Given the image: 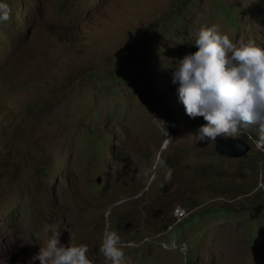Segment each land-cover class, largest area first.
Returning a JSON list of instances; mask_svg holds the SVG:
<instances>
[{
	"label": "rangeland",
	"instance_id": "obj_1",
	"mask_svg": "<svg viewBox=\"0 0 264 264\" xmlns=\"http://www.w3.org/2000/svg\"><path fill=\"white\" fill-rule=\"evenodd\" d=\"M5 2L0 264H39L54 232L111 264L106 230L124 264H264V142L227 157L225 136L198 141L171 81L201 26L264 48V0Z\"/></svg>",
	"mask_w": 264,
	"mask_h": 264
},
{
	"label": "clouds",
	"instance_id": "obj_2",
	"mask_svg": "<svg viewBox=\"0 0 264 264\" xmlns=\"http://www.w3.org/2000/svg\"><path fill=\"white\" fill-rule=\"evenodd\" d=\"M9 14V5L0 0V22L7 21ZM194 45V52L177 59L171 81L185 114L204 120L195 133L196 139L235 136L238 128L255 124L259 141L264 142V48L252 41L233 43L215 26H201ZM170 226L171 230L174 225ZM87 251V246L71 240L61 243L59 233L54 232L31 260L39 264H91ZM99 251L111 264H124L120 237L115 231L103 233Z\"/></svg>",
	"mask_w": 264,
	"mask_h": 264
},
{
	"label": "water",
	"instance_id": "obj_3",
	"mask_svg": "<svg viewBox=\"0 0 264 264\" xmlns=\"http://www.w3.org/2000/svg\"><path fill=\"white\" fill-rule=\"evenodd\" d=\"M251 149V145L239 136H225L215 141V150L227 157H244ZM131 226L130 222H127L125 227ZM17 257H14L15 262Z\"/></svg>",
	"mask_w": 264,
	"mask_h": 264
},
{
	"label": "trees",
	"instance_id": "obj_4",
	"mask_svg": "<svg viewBox=\"0 0 264 264\" xmlns=\"http://www.w3.org/2000/svg\"><path fill=\"white\" fill-rule=\"evenodd\" d=\"M240 129H243L244 130V133L242 134V138L246 141H250V137L249 135L253 136L255 139L258 138V126L253 124V125H249L247 128H240ZM191 204H194L191 203ZM168 221H165L164 223V226H167L168 225Z\"/></svg>",
	"mask_w": 264,
	"mask_h": 264
},
{
	"label": "built area",
	"instance_id": "obj_5",
	"mask_svg": "<svg viewBox=\"0 0 264 264\" xmlns=\"http://www.w3.org/2000/svg\"><path fill=\"white\" fill-rule=\"evenodd\" d=\"M174 103V102H173ZM174 107H175V103H174ZM174 215L177 217V220H181L183 219L185 216H187V210L185 207H183L182 205H177L174 208ZM171 228V226H170ZM176 248L179 247V245H175ZM180 248L182 249H186V246L182 245L180 246Z\"/></svg>",
	"mask_w": 264,
	"mask_h": 264
}]
</instances>
